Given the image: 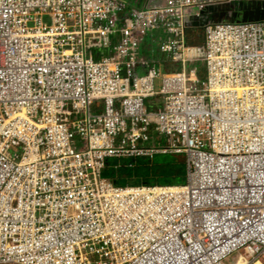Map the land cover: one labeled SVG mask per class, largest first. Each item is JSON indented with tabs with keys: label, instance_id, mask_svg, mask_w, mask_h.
Instances as JSON below:
<instances>
[{
	"label": "built area",
	"instance_id": "1",
	"mask_svg": "<svg viewBox=\"0 0 264 264\" xmlns=\"http://www.w3.org/2000/svg\"><path fill=\"white\" fill-rule=\"evenodd\" d=\"M204 2L0 0V264L264 262V21L207 24L185 61L173 38ZM157 26L182 71L139 75ZM168 154L185 184L102 177Z\"/></svg>",
	"mask_w": 264,
	"mask_h": 264
},
{
	"label": "crops",
	"instance_id": "2",
	"mask_svg": "<svg viewBox=\"0 0 264 264\" xmlns=\"http://www.w3.org/2000/svg\"><path fill=\"white\" fill-rule=\"evenodd\" d=\"M121 1H123L126 4L127 9L136 8L137 10H147L150 8L149 7L150 4L154 5L156 3H159V5H161L165 3V0H121ZM203 4H206V2H204ZM123 27H124L123 21H118V23L116 24V28H115L116 34L113 36V38L116 41L119 40L121 36V30ZM196 30L197 28L192 30L191 28L185 27L184 30L181 32L187 33L186 40H184V37L181 36V34H179L178 37L173 38L182 46V50L180 52L183 55L185 61L188 58L195 57L193 53L195 51L193 49H196V47L200 44L199 39L195 37H193L192 40L189 39V36H193L197 34ZM169 36L170 35L168 34V31L163 26L154 27L147 32V34L145 35V40L141 47V51H140V58L144 61V63L136 67L137 74L139 75L146 74L153 70H158L160 72L164 70V73H173V72L182 71L181 64L178 61L172 60V57L169 53H163L160 50V46L169 41L167 40V37ZM107 53H108V56H111L113 54L111 50L106 51L105 54ZM96 54H100V51L96 50ZM204 75L205 73H202V76ZM156 110L158 109H154L151 111H156Z\"/></svg>",
	"mask_w": 264,
	"mask_h": 264
},
{
	"label": "rangeland",
	"instance_id": "3",
	"mask_svg": "<svg viewBox=\"0 0 264 264\" xmlns=\"http://www.w3.org/2000/svg\"><path fill=\"white\" fill-rule=\"evenodd\" d=\"M43 20L45 23H49L48 18L45 17ZM203 30H204L203 28L197 29L196 30L197 34L193 35V36H189V39L192 40L193 37H195V38L199 39L201 45H204L205 41H204ZM89 53L96 54V50H91V51H89ZM195 63L196 64H194V65H188V68H191L193 66H198V68L200 69V71L202 73H206V64L202 60H196ZM161 72L164 73V70H162ZM157 85H158V83H157ZM163 104H164V99L162 96H156V97L146 101V107L150 110L160 109V108H162ZM155 141L157 143H161L162 146H167L169 143L167 137L163 136V135H161V136L156 135ZM181 156L185 157V155H181ZM157 157H162V156L158 155ZM130 161H131V159H128V158L110 159L108 161L107 167L102 172V177L115 181L116 185H118V186H138V185H141L143 181H142V179H140L139 176H134L131 171L124 169V167L130 163ZM155 163H157V162H155ZM185 174H186V172H185ZM149 180H151V182H153L152 184L163 185V184L169 183V181H167V179H160V178L157 179L154 177H151ZM172 182L173 183H181V184H183V182H184V184H185L187 182V178L185 181V175H184L181 178H179L177 181L173 180ZM144 184H147V183H144ZM148 184H151V183H148ZM228 264H230V262H228ZM257 264H264V263L262 261H260Z\"/></svg>",
	"mask_w": 264,
	"mask_h": 264
},
{
	"label": "water",
	"instance_id": "4",
	"mask_svg": "<svg viewBox=\"0 0 264 264\" xmlns=\"http://www.w3.org/2000/svg\"><path fill=\"white\" fill-rule=\"evenodd\" d=\"M207 3L203 10H191L192 16L186 21L187 28L200 29L207 24L217 23L224 16L234 18V22L264 21V0H236L237 5L228 0H203ZM244 20H243V19Z\"/></svg>",
	"mask_w": 264,
	"mask_h": 264
},
{
	"label": "trees",
	"instance_id": "5",
	"mask_svg": "<svg viewBox=\"0 0 264 264\" xmlns=\"http://www.w3.org/2000/svg\"><path fill=\"white\" fill-rule=\"evenodd\" d=\"M182 155V154H181ZM181 155L168 154L160 155L156 159L155 156L153 159H136L131 160L124 169H127L133 173L134 176H139L142 179V184L144 183H153L149 180L151 177L167 179L168 184H181L173 183L172 181H177L179 178L185 175V181L187 178V166L186 158ZM157 162V163H155ZM129 165H133L130 167ZM186 172V174H185ZM141 184V185H142ZM163 184V183H162ZM184 184V182H183Z\"/></svg>",
	"mask_w": 264,
	"mask_h": 264
},
{
	"label": "bare ground",
	"instance_id": "6",
	"mask_svg": "<svg viewBox=\"0 0 264 264\" xmlns=\"http://www.w3.org/2000/svg\"><path fill=\"white\" fill-rule=\"evenodd\" d=\"M125 6H126V4H125ZM51 20H52V19H48V22L50 23ZM49 23H45V22H44L43 24H49ZM21 31H22V29H21ZM30 33H31V32H30ZM20 49H21V46L16 47L15 50L12 51V54H16V53H18V52L20 51ZM91 50H94V49H91ZM91 50H88V52L91 51ZM10 57H11V56H10ZM261 142H264V141H261ZM259 149H260L261 151H264V144H261V145L259 146ZM260 261H261V260H259L258 262H260ZM258 262H257V263H258ZM262 262H263V261H262ZM257 263H256V264H257ZM263 263H264V262H263Z\"/></svg>",
	"mask_w": 264,
	"mask_h": 264
},
{
	"label": "flooded vegetation",
	"instance_id": "7",
	"mask_svg": "<svg viewBox=\"0 0 264 264\" xmlns=\"http://www.w3.org/2000/svg\"><path fill=\"white\" fill-rule=\"evenodd\" d=\"M229 2H231V4H234V5H237L238 3L237 2H234V1H236V0H228ZM243 19V18H242ZM248 20H246L245 19V21H249V18H247ZM233 18H228V17H226V16H224V18H219L218 20H217V23H219V22H226V21H231V22H233ZM244 20V19H243Z\"/></svg>",
	"mask_w": 264,
	"mask_h": 264
}]
</instances>
